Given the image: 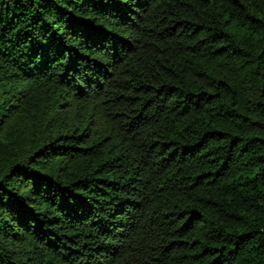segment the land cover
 Returning <instances> with one entry per match:
<instances>
[{
	"label": "trees",
	"instance_id": "obj_1",
	"mask_svg": "<svg viewBox=\"0 0 264 264\" xmlns=\"http://www.w3.org/2000/svg\"><path fill=\"white\" fill-rule=\"evenodd\" d=\"M0 264H264V0H0Z\"/></svg>",
	"mask_w": 264,
	"mask_h": 264
}]
</instances>
